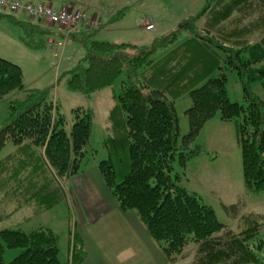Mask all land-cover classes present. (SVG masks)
I'll return each mask as SVG.
<instances>
[{"label":"trees","instance_id":"trees-1","mask_svg":"<svg viewBox=\"0 0 264 264\" xmlns=\"http://www.w3.org/2000/svg\"><path fill=\"white\" fill-rule=\"evenodd\" d=\"M24 16L0 8V20L22 28L24 46L44 50L52 31ZM86 32L77 34L83 39H71L85 54L61 78H67L71 92L87 99L121 81L113 111L117 119L107 128L112 134L106 142L109 159L99 164L119 209L144 226L164 264H175L191 250L190 264H264V215L248 211L254 199L264 203V104L252 91L256 83L264 88V0H210L196 17L151 45L100 41L95 33ZM181 32L190 38L169 50ZM161 53L164 56L158 59ZM226 70L241 83L244 105L229 98ZM173 90H177L174 96L167 97ZM16 92L22 97L9 103L8 117L0 126V155L9 144L15 151L4 156V163L0 158V175L5 176V187L21 178L5 195L15 209L0 215V225L25 208L43 214L63 200L65 184L79 174L95 117L91 109L74 110L75 122L67 130L64 114L54 112L52 91L26 88L22 68L0 58V101ZM184 95L192 104L185 112L189 130L181 137L176 102ZM217 116L236 125L242 153L245 192L236 204L218 200L236 220L234 228L219 219L212 204L185 186V170L206 153L199 137ZM114 157H123L121 170ZM15 204L20 208L16 210ZM14 250L22 252L7 263L6 252ZM59 255V239L51 229L0 228V264H85L83 237L75 235L65 263Z\"/></svg>","mask_w":264,"mask_h":264},{"label":"rangeland","instance_id":"rangeland-1","mask_svg":"<svg viewBox=\"0 0 264 264\" xmlns=\"http://www.w3.org/2000/svg\"><path fill=\"white\" fill-rule=\"evenodd\" d=\"M209 1L68 0L76 7L73 8L67 4V7L57 9L44 6L54 10H66L67 13L75 16L80 14L83 19L77 21L75 25H54L45 21L34 23L52 31L48 38L54 42L56 39L64 42V38L83 39L77 34L87 31L86 33L89 34L95 33L96 38L100 41L151 45L157 40L167 38L185 21L196 17ZM82 5L85 7H81ZM11 7L12 4L9 8ZM24 18L26 17L24 16ZM29 18L27 15L26 20ZM142 18L149 19L148 23H145L146 25L142 22ZM151 24L154 25L155 30L147 31L146 28ZM21 31L22 28L19 25H14L5 18L0 20V58L22 68L27 88L41 91L50 89L52 91L50 100H53L54 112L59 110L64 114L67 130L70 131L75 122L74 110L91 109L95 112V117L86 147L87 151L79 167V174L69 179L65 184L63 200H59L57 206L44 211L43 214L34 209L25 208L24 211L15 213L11 218L3 221L0 228L22 229L25 232L39 227L51 229L58 236L59 258L63 263L69 259L73 238L79 234L84 239L88 253V260L85 264H120L119 258L123 259V262L128 261V264H161L162 257H164L161 250L158 246L152 245L150 237L144 234V226L139 224L132 214H125L119 209L114 195L106 186L99 171V164L109 159V148L106 142L112 134L107 131V128L111 127L117 119V115L114 116L113 111L116 107L115 95L120 91L121 81L114 88L102 90L93 95L91 99H87L81 93L71 92L67 87V78L61 77L69 68L68 63L71 66V61L67 58L70 57L69 59L72 60L77 53L78 57H83L85 54L83 47L76 42H68L63 46L64 52L63 49L60 50L56 58L53 55V50L56 48L48 43L44 50L36 53L22 44L20 41ZM62 34L65 36L64 38L61 36ZM189 38L187 33L181 32L179 40L169 50L177 48ZM162 56H164L163 53L159 55L158 59ZM225 73L229 98L234 103L244 105L242 85L236 74L229 70H226ZM217 75L216 73L214 76ZM57 79L59 80L57 81ZM176 91H168L166 96L172 98ZM252 91L264 104L263 86L256 83L252 86ZM21 97L22 92H16L0 101V126L8 117L9 103ZM191 104L192 101L186 95L179 97L176 102L181 137L189 130V121L185 112L191 107ZM199 144L205 147L206 153L193 160L189 164L188 170H185L187 175L185 186L189 191L200 194L205 202L212 204L219 219L234 228L237 224L236 220L226 214L218 200L221 198L227 205L236 204L238 196L245 192L242 153L237 127L234 123L222 122L217 116L205 126L199 137ZM11 151H15V148L9 144L4 150L5 154L0 155L1 162L6 161L4 156ZM42 157L44 160L46 159L44 152ZM114 160L116 168L121 170L123 157L120 159L114 157ZM176 167L179 170L177 163ZM9 175L8 172L7 176ZM29 176L34 177L33 175ZM4 177V175H0V215L14 211V206L7 203L5 195L8 193L9 187H14L15 181L21 178H14L12 181L14 183L5 187L2 184L5 180ZM26 177L28 176L24 174V178ZM118 179L121 180L119 175H117ZM260 200L254 199V203L248 211L263 216L264 203ZM15 205L18 207L17 204ZM5 208L8 209L5 210ZM21 252V250L7 251L6 262H12ZM192 254L193 250L187 256L190 257ZM188 257H184L175 264H190L191 257Z\"/></svg>","mask_w":264,"mask_h":264},{"label":"built area","instance_id":"built-area-1","mask_svg":"<svg viewBox=\"0 0 264 264\" xmlns=\"http://www.w3.org/2000/svg\"><path fill=\"white\" fill-rule=\"evenodd\" d=\"M10 4L12 7L9 8ZM0 8L3 10H11L13 12H23L24 14L28 15L30 18L37 19L42 22H48L54 25H70L76 24L77 21L83 19V17L79 15H72L67 13L66 10H54L48 7H44L42 5H34L32 3H21L15 2L11 3L8 0H0ZM149 19H143L142 22L144 25L148 23ZM147 31H154V25L151 24L146 28Z\"/></svg>","mask_w":264,"mask_h":264},{"label":"crops","instance_id":"crops-1","mask_svg":"<svg viewBox=\"0 0 264 264\" xmlns=\"http://www.w3.org/2000/svg\"><path fill=\"white\" fill-rule=\"evenodd\" d=\"M27 1H29V0H27ZM30 1H33V0H30ZM35 2H37V3H42V4H44V5H47V6H51V7H53V8H55V9H57V8H59V7H67V5L68 6H70V7H76V6H74L73 5V3L72 2H68V0H34ZM74 3H75V1H74ZM67 4V5H66ZM81 7H85L84 5H82ZM143 19V18H142ZM63 38L65 37L63 34L61 35ZM65 39V41L64 42H61V40L59 41V40H57L56 39V41L54 42V41H51L50 39H48V40H50V41H48V43H49V45H54V46H52V47H55L56 49H54L53 50V55H55V57L57 58L58 57V55H59V53H60V50H62L63 49V46L66 44V43H68V42H71L72 40H70V39H67V38H64ZM29 49V48H28ZM31 50V49H30ZM33 52H35L34 50H32ZM38 51H36V53H37ZM39 52H41V50L39 51ZM63 52H64V49H63ZM62 52V53H63ZM70 57H68L67 58V60H69V61H71V66H70V63H68L69 64V68H67V70H65V73L66 72H68L69 70H71L73 67H74V65L76 64V62H78V53H77V55H76V57L73 59L72 57V60H70L69 59ZM77 60V61H76ZM24 73V72H23ZM59 79H57V81H58ZM24 85H25V87H26V80H25V75H24ZM27 88V87H26ZM29 89H32V88H29ZM113 94H114V91H113ZM161 264H162V261H161Z\"/></svg>","mask_w":264,"mask_h":264}]
</instances>
